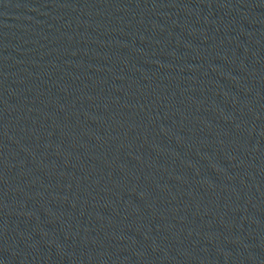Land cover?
Returning <instances> with one entry per match:
<instances>
[{
	"label": "water",
	"instance_id": "1",
	"mask_svg": "<svg viewBox=\"0 0 264 264\" xmlns=\"http://www.w3.org/2000/svg\"><path fill=\"white\" fill-rule=\"evenodd\" d=\"M0 264H264V0H0Z\"/></svg>",
	"mask_w": 264,
	"mask_h": 264
}]
</instances>
